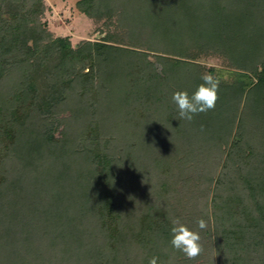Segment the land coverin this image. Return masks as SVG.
<instances>
[{
	"label": "trees",
	"instance_id": "16d2710c",
	"mask_svg": "<svg viewBox=\"0 0 264 264\" xmlns=\"http://www.w3.org/2000/svg\"><path fill=\"white\" fill-rule=\"evenodd\" d=\"M77 5L92 18L117 21L125 31L73 46L69 37H54L42 24L44 0H0V237L8 245L0 264H120L127 245L153 249L149 264L171 241L173 221L180 217L176 208L145 206L147 193L142 214L135 204L127 210L108 150L90 144L82 155L74 145L78 133L61 130L64 122L54 125L59 114L66 121L86 119L82 135L100 131L95 121L100 107L120 110L116 124L128 127L125 122L131 121L136 134L156 142L146 148L160 173L159 198L173 192L172 178L165 183L161 171L170 173L175 162L189 169L186 144L202 145L204 160L214 165L218 160V167L227 153L225 169L253 163L254 170L240 179L257 214L243 204L238 188L223 201L216 188L211 214L206 202L200 215L209 226L210 215L216 219L219 239L231 252L224 264L245 261L247 238L264 249V155L245 138L249 127L262 128L258 142L264 144V0H79ZM210 52L227 57L232 77L210 68L219 81L215 108L192 121L180 119L172 94L192 95L206 72L197 60ZM153 117L160 120L154 123ZM163 144L181 157L168 159L158 148ZM80 154L90 166L87 173ZM57 162L61 167L53 172ZM76 162L81 166L72 174ZM224 177L223 172L218 185Z\"/></svg>",
	"mask_w": 264,
	"mask_h": 264
},
{
	"label": "rangeland",
	"instance_id": "374dc122",
	"mask_svg": "<svg viewBox=\"0 0 264 264\" xmlns=\"http://www.w3.org/2000/svg\"><path fill=\"white\" fill-rule=\"evenodd\" d=\"M78 1L79 0H44L46 8L40 20L42 24H45L47 29L52 32L54 37H69L72 45L77 46L84 40L100 41L105 39L109 33L115 31L119 34L125 31L122 27L117 28V21L112 24L106 17L92 18L88 16L78 8ZM115 20H117V18H115ZM150 59L155 62L156 56L151 54ZM197 61L204 66L207 73H209L208 71H210V68H214L217 75L221 73L225 79H231L232 77L231 73L227 72L230 68L229 60L226 56L218 52L202 54ZM104 108L100 107V112L95 116V121L99 124V126H101L100 131L102 133H100L99 130L97 131L94 129L90 133L82 135L88 125L86 119L76 121L75 118L68 117L66 121L65 118L61 119L59 114L54 115V125L58 128V126H62L61 123L64 122L65 127H61V130L64 128L66 131L71 130L78 133V137L75 139L76 142L74 145L76 144L75 147L77 151H82V155H84L83 153L86 149L90 150L88 147L90 144H97L96 147L98 146V148H100L99 146L101 145V151H104V149L108 150L110 156L115 159V171L116 174L120 176L118 177L121 180L120 190H124L119 192V198L124 204H126L125 208L127 210L134 207L131 204H135L134 208L136 210L140 208L139 215L142 214L143 210L141 209L143 203L149 196L150 200H147L148 204H145V206L154 204L168 209L169 212L176 208L177 212H180V217H178L177 220L186 225L189 229L199 233L201 237L200 244L202 251L196 259H187L182 252L176 250L172 247L170 242H167L161 247L159 246L161 249L156 250V253L159 251L158 256L161 255L160 257H156L157 260H161V263L159 262L158 264H224L226 261L229 262L231 260V252L225 248V242L222 241V239H219L220 235L217 231L216 219L210 215L212 222L210 223V226L206 223L207 227L203 230L198 227L197 221L202 219L200 215L202 213L201 208L207 210V207L204 204L206 202L211 205L209 207V212L211 214L212 202L216 195V188H218L217 192L222 195V201L227 195H232L237 192L236 190L238 188V192H240L239 194L242 195L241 199L243 204L251 209V213L254 215L257 214L255 212V207L248 196V190L247 188H244V182L240 179L244 176V174H247V170H254L253 163L246 167H241L240 164L232 165L230 163V167L225 169L224 165L228 162L226 160L227 153L224 152V155L221 154L222 157L220 158H222V160L218 167V160L214 162L216 163L215 165L208 161L209 159L206 161L204 160L207 152L202 145L186 144L182 147H185L187 151H190V153H188V157L191 162L188 163L189 169H181L180 164H182V162L180 164H176L177 162H175L170 170V173L164 174L161 171V180L165 183H168V180L171 181V179H168L169 176L172 178L173 182L171 183L173 184L171 186L173 187V192L169 191V193H166L162 196V198H159L156 195L157 193H155V188H158L160 185L158 184L160 181V173L157 172L158 168L154 166L153 157H151V154L146 148L147 144L150 145V143L156 142L149 140L148 135L144 132H138V134H136V128H133L134 124H131V121L125 122V126L128 127L121 126V128L120 125L116 123L120 122V114L122 112L120 110L118 112L116 110H109V107ZM93 112H95V110H93ZM158 119L159 118L153 117L151 121L155 123ZM144 126L147 128L146 125H142V131H145ZM138 130L139 129L137 128V131ZM236 130H238V127ZM60 131L58 132V135H60ZM262 132V128L249 127V131L247 132L248 134H245L247 143L259 155H264V144L258 142V136H260ZM154 147L157 148V146ZM158 148L161 152H164V155H166L171 161H174V158L176 161L178 156L181 157L178 152L171 151L170 148L174 150L171 146L163 144L160 147L158 146ZM227 151H229L228 148ZM209 154L212 156V152ZM82 155H79L82 161L81 169H83V173H87L90 166L86 160L82 158ZM129 155L133 156L129 158ZM215 157L216 155L212 156L213 159H215ZM100 160L103 159L100 158ZM79 162H76L77 164H73V166H71L70 171L72 174H74L76 169L80 168L81 165H79ZM60 167L61 163L57 162L52 171L55 172L60 169ZM223 172L225 177L222 178V183L218 185L217 178L221 177ZM211 176L215 177L209 178ZM226 185H233L236 189L227 187ZM40 190L41 189H39L38 193ZM186 200L187 202H185ZM196 211L197 215L195 214ZM243 216V214L240 215V217ZM250 239L251 238H247L246 240V243L250 247L247 248V254H242L245 261L241 263L264 264L262 260L264 255L263 246L261 245L258 247L252 245ZM0 244V253L1 251L4 253L6 250H3V247L7 244V242L2 237H0ZM6 246L8 245H5V249L7 248ZM127 248L128 250L124 251L121 249L120 251V264H147L145 263V260L148 255H152L151 253L153 251V249L149 250L146 246H139L135 249L134 247L127 245ZM2 257L6 259L4 255ZM161 257L163 258L161 259ZM135 258L139 261H137L138 263L135 261Z\"/></svg>",
	"mask_w": 264,
	"mask_h": 264
},
{
	"label": "clouds",
	"instance_id": "9594fccd",
	"mask_svg": "<svg viewBox=\"0 0 264 264\" xmlns=\"http://www.w3.org/2000/svg\"><path fill=\"white\" fill-rule=\"evenodd\" d=\"M196 90L189 96L187 91H175L172 94V101L178 108L180 119L192 121L196 115L213 110L218 100L219 81L211 73H203ZM203 130V126H201ZM200 229L207 227L204 219L197 221ZM171 232V245L182 252L189 260L196 259L202 251L200 235L198 232L189 229L179 220L173 221ZM149 264H157V258L149 260Z\"/></svg>",
	"mask_w": 264,
	"mask_h": 264
}]
</instances>
